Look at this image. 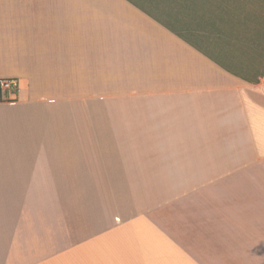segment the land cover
<instances>
[{
  "label": "crops",
  "instance_id": "obj_1",
  "mask_svg": "<svg viewBox=\"0 0 264 264\" xmlns=\"http://www.w3.org/2000/svg\"><path fill=\"white\" fill-rule=\"evenodd\" d=\"M1 78L0 264H264V0H0Z\"/></svg>",
  "mask_w": 264,
  "mask_h": 264
},
{
  "label": "built area",
  "instance_id": "obj_2",
  "mask_svg": "<svg viewBox=\"0 0 264 264\" xmlns=\"http://www.w3.org/2000/svg\"><path fill=\"white\" fill-rule=\"evenodd\" d=\"M21 93V87L17 78L0 79V100L7 104H15Z\"/></svg>",
  "mask_w": 264,
  "mask_h": 264
},
{
  "label": "rangeland",
  "instance_id": "obj_3",
  "mask_svg": "<svg viewBox=\"0 0 264 264\" xmlns=\"http://www.w3.org/2000/svg\"><path fill=\"white\" fill-rule=\"evenodd\" d=\"M104 112H105L104 116H109V115H111V110H109V109H106V108H105V109H104ZM80 115L83 116V115H86V114L82 113V114H80ZM88 115H89V113H88ZM93 115H95V114H93ZM104 127H105V132L111 131V130H108V129H107V127H108L107 125H105ZM88 129L90 130V127H89V126H88ZM89 130H88V131H89Z\"/></svg>",
  "mask_w": 264,
  "mask_h": 264
}]
</instances>
